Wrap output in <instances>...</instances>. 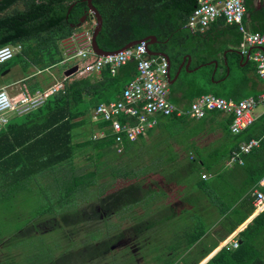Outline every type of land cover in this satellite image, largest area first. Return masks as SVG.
<instances>
[{"label": "trees", "instance_id": "obj_1", "mask_svg": "<svg viewBox=\"0 0 264 264\" xmlns=\"http://www.w3.org/2000/svg\"><path fill=\"white\" fill-rule=\"evenodd\" d=\"M198 2L199 0H93L103 16V26L97 37L98 44L104 50L114 51L134 40L155 35L158 41L153 43L151 48L154 51L168 53L175 70L181 64L184 55L190 52L191 43L198 36L199 31H192L186 26ZM73 3L76 4L68 14L69 7ZM88 13V2L85 0H1L0 47L20 44L22 50L9 61L0 64V75L20 63L26 74L25 77L31 78L35 76L28 72L31 66L41 71L60 63L64 59L61 40L74 30L94 24V20L88 16L86 21L88 26H77L82 17ZM220 19L226 22L225 18ZM229 25L234 28L232 30L238 31L236 25ZM228 58L232 74L234 68H239L240 56L236 51H232L228 54ZM209 60V57L203 58L199 63ZM213 67V64L205 65L193 73L192 77L196 79L194 83L201 84L206 93L212 92L226 96L223 90L226 83L218 84L215 80L225 77L227 68L221 64L224 72L217 73L213 78ZM128 72L132 73L133 77L137 75L135 60L128 61L116 74H112L108 68L86 76L64 74L61 81L63 86L41 105L28 111H17L8 122H0V194L2 195L7 187L13 190L20 182L28 180L33 175L58 166L64 167L66 163L73 162L77 151L79 153L82 147L90 144L89 139L80 140L81 136L91 134V139L96 145L108 143L113 146L114 140L109 131L106 137L98 139L92 137L95 123H98V126L106 124L105 121L94 123L92 115L99 103L117 99L121 95L128 82L125 76ZM22 83L24 90L29 93L46 87L38 80L29 85L26 81ZM208 113L217 115L222 112L209 110ZM181 119L188 121L191 117L184 115ZM261 119L262 128L257 132L256 124L246 137L247 140L256 137L262 139L261 143L264 144V114ZM203 129L204 121L190 128L191 131L197 132ZM224 129L225 139H227L232 132L228 130V126ZM235 148L238 149V145L234 147V151ZM231 152L233 153V149ZM248 171L254 174L246 182L247 190H251L257 183V172L254 169H248ZM217 174L219 178L223 177L221 172ZM263 174L262 172L261 176ZM210 186L212 187L210 192L216 194V191L218 192L216 184L213 183ZM142 189L143 184L140 187L132 184L127 188L119 189L102 198L99 207L107 216L112 215L119 207L130 204L132 201H140ZM135 191L138 196L134 198L132 194ZM138 197H140L139 200ZM232 199L228 207L235 210L237 198ZM173 206L180 208V204ZM253 209L254 207H251L249 212L251 213ZM108 210L109 213H107ZM244 220L245 217L238 219L232 225L231 231ZM255 223H257V217L243 231V234H246L244 238L247 243L255 237L251 235L255 229ZM202 234L203 232H199L194 241Z\"/></svg>", "mask_w": 264, "mask_h": 264}, {"label": "rangeland", "instance_id": "obj_2", "mask_svg": "<svg viewBox=\"0 0 264 264\" xmlns=\"http://www.w3.org/2000/svg\"><path fill=\"white\" fill-rule=\"evenodd\" d=\"M83 25L89 24L85 22ZM77 62L81 60L71 58L66 64L61 61L41 71L31 66L28 72L35 74L31 78L25 77L22 65L18 63L11 67V70L0 75V86L15 81L17 77L24 79L21 83L26 81L28 85L38 80L43 86H49L62 81L65 69ZM75 74L83 76L78 72ZM223 90L226 92L225 88ZM16 112L17 110L10 111L7 116ZM84 139H89L90 144L82 147L79 153L77 151L73 162L66 163L64 167L58 166L33 175L28 180L20 182L13 190L7 187L2 195L0 194L2 264H138L146 254L148 246L141 247L140 251L136 249L135 253L129 247L116 250L115 246L126 243L142 246L147 238L143 235L147 232L146 229L156 224L157 226L151 229L159 232L162 230L167 235L176 231L188 235L202 229L203 226L209 227L212 224L211 220L224 212L222 205L216 201L219 197L217 192V195L211 192L204 193L197 188L198 171L181 175L177 170L171 175H174L181 187H176L175 193H170L169 196L179 198L176 196L177 192L182 194L180 196L191 194L192 197L189 199L195 201L194 205L200 206L205 211L198 212L197 207H193L192 211L180 209L183 211L182 214L176 218L166 219L168 215L171 216L170 207L162 213H151L156 219L148 218L145 214L147 211L143 213L144 201H147V197H143L142 189L140 201H132L107 216L99 207L102 198L132 184L140 187L145 181L142 176L147 172L143 164L144 154L149 151L148 148L158 149L160 144L166 143V140L162 143L152 140L146 145L144 143L147 141L142 143L138 141L129 144L126 152L117 153L108 143L96 145L91 139V134L80 137V140ZM186 149L187 147L184 148ZM170 157H166V160ZM157 158L162 157L157 156ZM185 158L180 159L177 167L187 162L188 159ZM195 166L201 169L198 168L197 163ZM231 167L223 171L226 172L225 174L238 173L235 174L233 188L235 195H241L242 191L246 190L244 184L254 174H250L244 166ZM213 176L212 180L218 177ZM226 184L225 182L223 185ZM136 194L137 191L132 197H137ZM220 197L222 199V196ZM201 198L206 199L201 201L199 200ZM245 204V201H239L231 217L243 214ZM173 208L175 210L179 207ZM109 212L108 210L107 213ZM149 222L150 226H148ZM256 234L255 227L251 235ZM165 238L168 237L153 236L152 243L163 244L161 240ZM166 249L163 248L159 254H165Z\"/></svg>", "mask_w": 264, "mask_h": 264}, {"label": "crops", "instance_id": "obj_3", "mask_svg": "<svg viewBox=\"0 0 264 264\" xmlns=\"http://www.w3.org/2000/svg\"><path fill=\"white\" fill-rule=\"evenodd\" d=\"M244 24L250 32H264V0H246ZM93 25L95 26V20ZM232 29L234 28L228 22H224L219 18L213 21L206 29L197 30L199 33L195 41L191 43L190 52L184 55L181 64L175 70L173 69L171 59V77H168L169 68L167 74L170 84L169 98L178 107L187 110L196 98L206 93L201 84L196 85L194 83L196 79L192 77L193 73L205 65H214L213 78L217 73L222 74L224 72V69H221V64L226 66L225 77L215 80L218 84L226 83L224 87L226 96H223L225 98L240 100L247 96H257L264 91V78L258 74L255 63L251 58V54L254 53L256 48L252 47L247 54H244L242 52L243 35L239 30ZM232 51H236L239 54L240 61L238 63L239 68H234L231 74L232 70L229 65L228 54ZM154 56H163L168 60L163 54ZM207 57L210 58L208 62L199 63L200 60ZM180 68L181 71L179 72ZM125 76L128 82L136 77H133L132 73L130 74L129 72ZM22 80L24 79L17 77L15 81L3 84L0 88L5 87L12 95H17L22 92L24 85L21 83ZM19 83L21 84L16 86ZM15 114L13 113L8 118L10 119ZM263 114L264 109L261 106L257 107L254 123L248 127L249 129L247 128L241 133H238L240 134L238 136H234L233 134L235 133L230 129V122L232 121H230V118L232 114L222 112L221 114L213 115L206 113V117L204 116L202 118L184 114L191 117L188 121L181 119L184 115L165 116L157 114L155 115L158 119L157 124L150 128L145 135L140 136L135 141L127 140V143L125 142L124 152H126L129 144L138 141L141 143L147 141L144 143L146 145L152 140L161 143L166 140V143L160 144L158 149L148 148L149 151L144 154L143 158L144 167L147 169V172L142 176L145 180L142 183L145 193V195L143 193V197H147V201H144L143 213L147 211L145 214L148 215V218L152 217L151 213H162L170 207L172 213L166 219L176 218L182 214L183 211L180 209L192 211L194 209L193 207H197L198 212L205 211L200 206L194 205L196 203L195 201L189 199V197H192L191 194L180 196L182 194L177 192L176 196L179 198L169 196L170 193H175L174 189L176 187H181L180 183L176 182L177 179L174 178V175H171L173 171L177 170L180 171L181 175H189L192 172L198 171L199 179H197L196 186L199 188V191H203L204 193L210 192V189H212L211 186H213H210V184H216L218 190L216 192L219 195L216 201L222 205L224 212L221 215H217V218L211 220L212 224L209 227L203 226L202 229L188 235L185 232L177 231L167 235L162 230L159 232L158 230L151 229L155 228L157 224L150 226L149 222L148 226L151 228H147V232L143 234L147 238L142 246L141 244H136V246L135 243H126L115 246L116 250L129 247L135 253L136 249L140 251L141 247L148 246V252L146 251V254L142 256L138 264H264V209L256 210L253 195V189L258 186V182L263 176H261V173H264V144L261 143L262 139L253 137L259 140V146L243 156L244 164L229 163V155L232 153L231 150L233 149L234 151V147L237 145L239 147L241 143L248 141L246 137L251 133L256 124L257 132L262 128L261 117ZM169 117L171 118L169 119ZM203 121L204 129L202 131L190 130L191 126L202 123ZM227 126L232 134L229 138L225 139L226 131L224 128ZM97 128H99L98 123H95L94 130ZM134 147L135 145L132 148ZM172 147L174 148L172 149ZM185 147H187L186 150H184ZM157 156L162 158L158 159ZM169 156L171 157L166 160V157ZM183 157H186L185 159L189 161L187 160L181 167H177V164ZM196 163L199 165L198 168L201 169H197L195 166ZM235 165L244 167L247 165L248 169H254L257 172V183L255 186L251 190H247L248 186L246 188L245 183L244 188L246 190H243L241 195H235L233 188L234 179H236L235 177L238 173L227 172L225 174L226 172L223 171L225 169L228 170L231 166L233 168ZM219 172L222 173V178H219L217 174ZM213 175H217L218 177L212 180ZM225 182L227 184L224 186L223 184ZM154 191L157 192L153 193ZM220 196H222V199ZM232 198H237L235 205L239 201L246 202L244 205V213L234 218L231 217L232 208L228 207L231 200H233ZM205 199L201 198L199 200L204 201ZM179 204L180 208L174 210L173 205ZM251 207H254V209L250 213ZM243 217H245V220L235 230L231 231L232 225ZM255 217H257V223L254 226L257 228V234L251 239L250 243H247L244 238L246 234H243V231L249 224L253 223ZM152 218L156 219L154 216ZM151 230L153 232L149 233ZM199 232H203V234L194 241ZM153 236H167L168 238L161 240L163 244H156L155 242L152 243ZM234 239H238V247L232 245ZM227 242L230 243L227 245L225 244ZM163 248H167L164 250L166 253L160 255L159 252L161 253ZM114 249H112V252ZM0 252H3L2 246H0ZM0 256L2 257V253H0Z\"/></svg>", "mask_w": 264, "mask_h": 264}, {"label": "built area", "instance_id": "obj_4", "mask_svg": "<svg viewBox=\"0 0 264 264\" xmlns=\"http://www.w3.org/2000/svg\"><path fill=\"white\" fill-rule=\"evenodd\" d=\"M245 13L246 0H199L186 26L192 31L204 30L219 18H225L229 24H235L243 35L242 52L247 54L252 47L256 48L251 58L258 74L264 78V32H250L244 24ZM93 28L94 25L74 30L61 40L65 58L62 62L66 64L71 58L81 60L71 65L77 64L78 73L83 76L101 72L105 68L116 74L128 61L137 62V75L125 85L121 95L117 99L99 103L92 115L95 122H106L94 130L92 137L94 139L106 137L109 131L117 153L124 152L127 140L135 141L155 126L158 122L155 116L157 114L165 116L189 114L202 118L207 111L218 110L232 114L230 129L238 134L254 123L257 107L262 106L264 109V91L257 96H247L240 100L205 93L196 98L189 109L180 108L169 98L170 84L167 78L169 62L165 57L149 54L145 41L122 48L118 52L99 55L92 46ZM21 50L20 44L0 47V64L9 61ZM62 86L63 83L58 81L33 93L22 88V92L17 95H12L5 87L0 88V122H8L7 114L10 111L23 112L41 105ZM258 146V139L244 141L233 151L229 163L244 164L243 155ZM253 195L256 210H263L264 174L258 186L253 189ZM232 245L238 247V239H234Z\"/></svg>", "mask_w": 264, "mask_h": 264}, {"label": "water", "instance_id": "obj_5", "mask_svg": "<svg viewBox=\"0 0 264 264\" xmlns=\"http://www.w3.org/2000/svg\"><path fill=\"white\" fill-rule=\"evenodd\" d=\"M1 1V0H0ZM88 2V7H89V15L88 14H85L81 21L77 24L78 27L82 26L86 21H87V17L89 16L90 19L92 20H95V26H94V29H93V38H92V46H93V49L94 51L99 54V55H107L109 53H114V52H118L119 50H121L122 48H125V47H131V46H134L142 41H145L147 43V49H148V53L151 54V55H157V54H163L165 55L167 58H168V61H169V74H168V77H171V73H170V70H171V58L170 56L165 53V52H158V51H154L151 49V45L155 42L158 41L157 37L155 35H149L143 39H140V40H134L130 43H128L126 46L122 47L121 49H118V50H114V51H108V50H104L103 48H101L98 44V40H97V37L102 29V26H103V16L101 14V12L97 9V7L94 5L93 3V0H85ZM76 3H73L70 7H69V10H68V14L71 12V9L73 8V6L75 5ZM79 70V66L76 64V65H73L71 67H68L65 69L64 71V74L66 76H70V75H73L75 73H77ZM8 71V70H7ZM5 71V72H7ZM181 71V68L179 69V72ZM5 74V73H4Z\"/></svg>", "mask_w": 264, "mask_h": 264}]
</instances>
